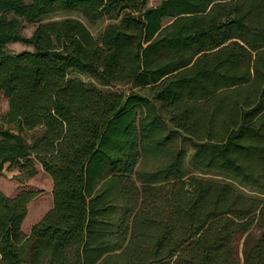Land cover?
Segmentation results:
<instances>
[{
	"label": "trees",
	"instance_id": "trees-1",
	"mask_svg": "<svg viewBox=\"0 0 264 264\" xmlns=\"http://www.w3.org/2000/svg\"><path fill=\"white\" fill-rule=\"evenodd\" d=\"M149 1L0 0L3 118L18 128H0V174L34 158L53 181L29 233L37 192L0 189V264H264V0ZM55 12L121 19L96 37L80 17L39 22ZM24 21L39 22L29 37ZM18 40L32 49L8 51ZM175 131L225 180L188 173Z\"/></svg>",
	"mask_w": 264,
	"mask_h": 264
},
{
	"label": "rangeland",
	"instance_id": "rangeland-1",
	"mask_svg": "<svg viewBox=\"0 0 264 264\" xmlns=\"http://www.w3.org/2000/svg\"><path fill=\"white\" fill-rule=\"evenodd\" d=\"M161 1L162 0H150L147 3V7L156 6ZM68 16H76L83 19L80 15L76 13L55 12L44 16L39 22L63 19ZM120 19H121V15L113 16V17H104L93 25L88 24L84 19L83 20L86 22L92 33L96 37H99L107 25L111 23H118ZM39 22L32 23V22L24 21L22 25L21 35L24 37H29ZM31 49L32 46L25 43L22 40L12 41L7 45V50L10 52H20L23 50H31ZM78 75L89 86H95L102 89L117 90L126 93L130 91H135L140 94L149 95L146 89L135 87L132 83L122 82V83H115L112 85H104L100 83L98 80L91 78L87 74H78ZM7 110H8V99L6 98L4 93L0 90V128L2 129L7 128L13 131H18V128L15 125H7L4 122L3 117ZM166 122L168 124L167 131L170 130L173 131L167 119ZM41 132H42V128L40 127L33 131H23L22 134L28 141H31V137L33 135H39L41 134ZM172 134L174 137L175 146L178 149L181 148L186 151L185 167L188 173L195 174L197 176H201L206 179L225 180L224 176L218 173L202 172L198 168H196L192 161V157L195 151L193 141L185 137L184 134L181 132L175 131L172 132ZM22 162H23L22 160H19V162L4 163L2 172L0 174V189L9 196H15L23 190H32L37 192V195L34 198H32V200L28 204L27 216L22 223V229L26 233H29L32 226L35 223H37L45 215V213L53 206V194H52L53 181L50 175L44 171L41 164L36 159L31 158L25 164H22ZM233 183L243 191L250 193V191L244 186L236 182ZM250 235L256 238L258 235V230L254 228ZM246 237L247 234H240L236 238L237 248L241 260H243V250H244Z\"/></svg>",
	"mask_w": 264,
	"mask_h": 264
}]
</instances>
